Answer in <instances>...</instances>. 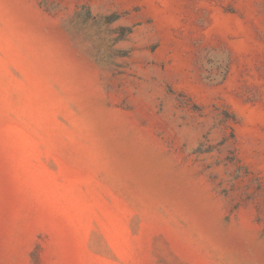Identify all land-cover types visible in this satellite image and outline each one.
Instances as JSON below:
<instances>
[{"label": "rangeland", "instance_id": "rangeland-1", "mask_svg": "<svg viewBox=\"0 0 264 264\" xmlns=\"http://www.w3.org/2000/svg\"><path fill=\"white\" fill-rule=\"evenodd\" d=\"M0 264H264V0H0Z\"/></svg>", "mask_w": 264, "mask_h": 264}]
</instances>
